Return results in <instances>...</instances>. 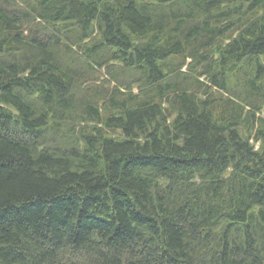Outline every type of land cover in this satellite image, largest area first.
I'll list each match as a JSON object with an SVG mask.
<instances>
[{"label": "trees", "instance_id": "obj_1", "mask_svg": "<svg viewBox=\"0 0 264 264\" xmlns=\"http://www.w3.org/2000/svg\"><path fill=\"white\" fill-rule=\"evenodd\" d=\"M0 264H264V0H0Z\"/></svg>", "mask_w": 264, "mask_h": 264}]
</instances>
